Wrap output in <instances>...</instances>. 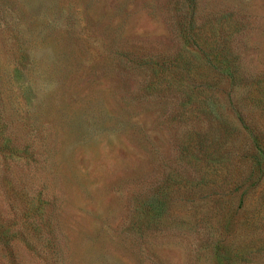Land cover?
<instances>
[{
  "label": "rangeland",
  "instance_id": "1",
  "mask_svg": "<svg viewBox=\"0 0 264 264\" xmlns=\"http://www.w3.org/2000/svg\"><path fill=\"white\" fill-rule=\"evenodd\" d=\"M0 264H264V0H0Z\"/></svg>",
  "mask_w": 264,
  "mask_h": 264
}]
</instances>
